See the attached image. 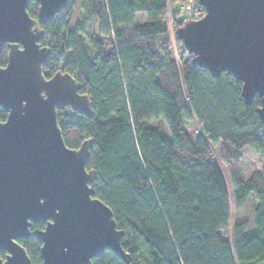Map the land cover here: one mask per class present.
Segmentation results:
<instances>
[{
	"label": "trees",
	"instance_id": "obj_1",
	"mask_svg": "<svg viewBox=\"0 0 264 264\" xmlns=\"http://www.w3.org/2000/svg\"><path fill=\"white\" fill-rule=\"evenodd\" d=\"M175 2L178 16L179 0ZM168 3L82 0L81 19L72 27L69 0L52 21L41 25L45 33L40 42L51 48L45 75L70 72L92 101V116L70 106L58 108L64 140L79 148L93 138L86 166L96 171V195L125 231L123 246L132 264H264V165L247 178L240 172L244 147L264 159V126L257 111L261 97L256 94L247 104L241 81L227 72L214 77L191 60L182 77L176 60L156 42L168 31ZM38 10V2L30 0L29 14L37 18ZM90 24H96L108 43L88 40ZM7 55L5 45L0 64ZM185 93L204 125V134L196 137L185 127L191 118ZM6 117L0 105V120ZM157 119L167 129L152 124ZM220 143L236 207H244L250 197L256 201L252 219L238 220L231 240L223 233L231 220L227 180L211 151ZM44 225L33 223L31 229ZM19 241L33 263L41 262L37 236ZM93 264L125 262L107 249Z\"/></svg>",
	"mask_w": 264,
	"mask_h": 264
},
{
	"label": "water",
	"instance_id": "obj_2",
	"mask_svg": "<svg viewBox=\"0 0 264 264\" xmlns=\"http://www.w3.org/2000/svg\"><path fill=\"white\" fill-rule=\"evenodd\" d=\"M0 0V264H93L111 249L125 264L131 253L123 246L125 231L113 210L96 195V171L87 169L93 138L69 147L58 123V108L70 106L93 115L92 101L70 72L47 77L44 64L51 48L42 45L48 23L69 0ZM205 15L185 22L177 34L193 61L220 77L241 81V95L250 104L256 94L264 126V0H198ZM264 131V127H263ZM45 221L43 228L31 229ZM37 236L41 262L33 263L21 238Z\"/></svg>",
	"mask_w": 264,
	"mask_h": 264
},
{
	"label": "rangeland",
	"instance_id": "obj_3",
	"mask_svg": "<svg viewBox=\"0 0 264 264\" xmlns=\"http://www.w3.org/2000/svg\"><path fill=\"white\" fill-rule=\"evenodd\" d=\"M81 1L82 0H72V4L74 6L71 24H70V26L72 27H74L75 23L80 21L81 19L82 16ZM178 4L181 12L178 16H176V14L174 13L176 2L175 0H169L167 9L165 11V20L168 24V31L166 34L160 35L157 38L156 42L160 46L165 47L170 52L171 56L176 60L180 73L183 77V73L185 71L184 69L185 65L190 60L193 61L194 54L189 52L185 47L183 41L180 38H178L177 29L178 27L183 25V23L179 24L178 21L183 20L185 23L189 20H193V18H197V17L201 18L205 15V8L198 2V0H179L177 5ZM198 12H200L199 15H197ZM85 34L91 43L94 40V38L95 40L103 39V36H101L97 31L96 24L95 25L90 24L89 26H87ZM103 40L104 42L108 43V40L105 39ZM98 45L100 44H96V46ZM184 86L185 89H187V85L185 81H184ZM185 94L186 96L188 95L187 93ZM186 99L189 102L190 111H191V118H188V120H185L184 122L187 131L192 136L195 137L200 134H204V125L200 119V116L198 115L197 109L190 104V100L188 96ZM152 124L161 125L163 128L167 129L162 119L153 120ZM221 146H222L221 143L217 146H213L211 151L214 157L219 161L227 180L226 182L230 194L231 220H230V227L227 230H224L223 233L225 237L231 240L232 228L234 224L241 219H245V218H248L250 220L252 219L253 208L256 201L253 197H250L249 201L244 207L240 209L236 207L234 195H233V186L229 179L227 170L225 169V166L221 160ZM240 154H241V160H240L241 177L246 178L247 175L262 168L264 164V159L252 147L250 146L244 147L243 149L240 150ZM3 255H5V251H3Z\"/></svg>",
	"mask_w": 264,
	"mask_h": 264
},
{
	"label": "built area",
	"instance_id": "obj_4",
	"mask_svg": "<svg viewBox=\"0 0 264 264\" xmlns=\"http://www.w3.org/2000/svg\"><path fill=\"white\" fill-rule=\"evenodd\" d=\"M200 12L197 13V15H199ZM200 17H197V18H193V19H199Z\"/></svg>",
	"mask_w": 264,
	"mask_h": 264
},
{
	"label": "crops",
	"instance_id": "obj_5",
	"mask_svg": "<svg viewBox=\"0 0 264 264\" xmlns=\"http://www.w3.org/2000/svg\"><path fill=\"white\" fill-rule=\"evenodd\" d=\"M263 165H264V164H263ZM249 175H250V174H249ZM249 175H247V177H248ZM247 177H246V178H247ZM243 178H244V177H243Z\"/></svg>",
	"mask_w": 264,
	"mask_h": 264
}]
</instances>
